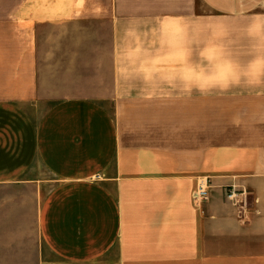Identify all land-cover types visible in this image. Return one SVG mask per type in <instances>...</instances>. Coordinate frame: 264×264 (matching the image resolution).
<instances>
[{
  "label": "crops",
  "instance_id": "0c3cea01",
  "mask_svg": "<svg viewBox=\"0 0 264 264\" xmlns=\"http://www.w3.org/2000/svg\"><path fill=\"white\" fill-rule=\"evenodd\" d=\"M0 264H264V0H0Z\"/></svg>",
  "mask_w": 264,
  "mask_h": 264
},
{
  "label": "rangeland",
  "instance_id": "374dc122",
  "mask_svg": "<svg viewBox=\"0 0 264 264\" xmlns=\"http://www.w3.org/2000/svg\"><path fill=\"white\" fill-rule=\"evenodd\" d=\"M41 37L43 38V40H45V42H52L53 39L56 38V40H60V41H68V40H84V35L81 34L79 36H75V33H71L69 34L68 32H61L59 30H56L54 28H50V27H46L45 31L43 34H41ZM47 49L50 52V49L53 50V45L50 43L48 45ZM100 69V66L94 64L93 66V72L98 71ZM105 82H101L98 81L97 84L101 85ZM206 100H208V97H206ZM206 138H210V127H209V113L206 112ZM234 188L231 187L228 189L229 190H233Z\"/></svg>",
  "mask_w": 264,
  "mask_h": 264
},
{
  "label": "built area",
  "instance_id": "2783aa9c",
  "mask_svg": "<svg viewBox=\"0 0 264 264\" xmlns=\"http://www.w3.org/2000/svg\"><path fill=\"white\" fill-rule=\"evenodd\" d=\"M209 187L210 186L208 183H203L198 186L194 196L195 202L197 203L205 202L209 198V194H210ZM227 197L231 201H236L238 198V194L236 193L235 190H229Z\"/></svg>",
  "mask_w": 264,
  "mask_h": 264
},
{
  "label": "clouds",
  "instance_id": "9594fccd",
  "mask_svg": "<svg viewBox=\"0 0 264 264\" xmlns=\"http://www.w3.org/2000/svg\"><path fill=\"white\" fill-rule=\"evenodd\" d=\"M201 87H204V85H201Z\"/></svg>",
  "mask_w": 264,
  "mask_h": 264
}]
</instances>
